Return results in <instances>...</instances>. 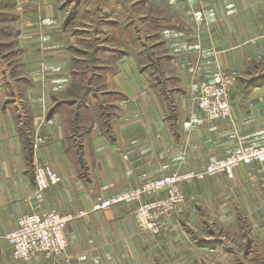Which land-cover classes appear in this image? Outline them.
<instances>
[{"label":"crops","instance_id":"crops-1","mask_svg":"<svg viewBox=\"0 0 264 264\" xmlns=\"http://www.w3.org/2000/svg\"><path fill=\"white\" fill-rule=\"evenodd\" d=\"M77 1L9 8L20 56L0 81V264H264V161L185 180L158 234L133 205L92 208L264 144V0ZM82 43L96 44L90 59ZM222 72L236 76L232 114L210 121L198 96ZM39 164L61 181L39 190ZM52 207L86 211L67 223L65 253L14 257L19 217Z\"/></svg>","mask_w":264,"mask_h":264},{"label":"built area","instance_id":"built-area-1","mask_svg":"<svg viewBox=\"0 0 264 264\" xmlns=\"http://www.w3.org/2000/svg\"><path fill=\"white\" fill-rule=\"evenodd\" d=\"M235 81L234 74L222 72L217 82L202 83L198 99L206 119L212 121L231 116L232 101L229 91ZM43 140L42 137L37 138L35 146ZM256 160L264 161V144H244L238 150L211 161L203 170L150 177L135 188L94 202L92 208L107 209L119 203L133 205L141 227L158 234L164 227L165 219L186 203L182 185L185 180L201 179L222 171L231 177L238 165ZM61 179V175L49 166H35L34 180L39 190L57 184ZM85 212L79 210L63 213L52 207L43 213H24L19 217L17 226L7 234L14 257L27 261H34L39 256L61 257L68 245L65 235L67 223Z\"/></svg>","mask_w":264,"mask_h":264},{"label":"rangeland","instance_id":"rangeland-1","mask_svg":"<svg viewBox=\"0 0 264 264\" xmlns=\"http://www.w3.org/2000/svg\"><path fill=\"white\" fill-rule=\"evenodd\" d=\"M93 5H95V2H98L97 5H100L103 0H91ZM91 1H88V5L91 4ZM112 1V0H111ZM139 3H145L144 0H139L136 4L132 3V0H124L125 5H139ZM15 0H0V81L2 78H5L1 74L3 73V69H10L12 71L13 68H17V64L19 63V52L20 48L16 42L17 37V27L16 22L13 17L10 16V5H14ZM77 0H62L61 5H68L69 8L72 5H78ZM74 9V8H73ZM72 8L70 11L73 10ZM91 44V43H89ZM87 43H82L80 45L86 49V52L88 53L87 57L90 59V56L93 55V52L95 50V43L89 45ZM84 53V54H83ZM80 55H84L86 57L85 51H80ZM92 57V56H91ZM79 65H86L82 61L78 62ZM89 65V64H87ZM12 74L9 73V76ZM234 152V151H233ZM231 153V152H230ZM258 161V160H256Z\"/></svg>","mask_w":264,"mask_h":264}]
</instances>
